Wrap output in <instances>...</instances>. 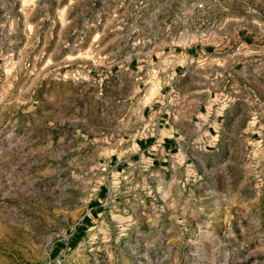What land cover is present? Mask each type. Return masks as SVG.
Here are the masks:
<instances>
[{
    "label": "rangeland",
    "instance_id": "rangeland-1",
    "mask_svg": "<svg viewBox=\"0 0 264 264\" xmlns=\"http://www.w3.org/2000/svg\"><path fill=\"white\" fill-rule=\"evenodd\" d=\"M192 43L242 141L170 185L124 159ZM0 264H264V0H0Z\"/></svg>",
    "mask_w": 264,
    "mask_h": 264
},
{
    "label": "crops",
    "instance_id": "crops-1",
    "mask_svg": "<svg viewBox=\"0 0 264 264\" xmlns=\"http://www.w3.org/2000/svg\"><path fill=\"white\" fill-rule=\"evenodd\" d=\"M213 54L214 49L192 43L178 51H160L155 59L150 56L148 63L158 65L151 72L168 69V82L161 94L151 97L149 92L143 93L148 102L138 110V120L146 134L130 141L132 151L124 159L126 164L135 158L139 164L152 166L161 177L167 174L170 185L183 184L194 170L201 176L207 174L209 166L203 159L218 158L220 154L227 157L234 151L229 145L241 143V130L236 129L240 115L235 109L241 99L202 79L207 70L213 71L214 78L217 76L214 66L219 59L211 58ZM186 76H191L189 84L181 85ZM247 102L251 104L250 99ZM245 140L256 146L250 138ZM222 172L227 173L225 169L215 171ZM201 182H207L205 176Z\"/></svg>",
    "mask_w": 264,
    "mask_h": 264
},
{
    "label": "trees",
    "instance_id": "trees-1",
    "mask_svg": "<svg viewBox=\"0 0 264 264\" xmlns=\"http://www.w3.org/2000/svg\"><path fill=\"white\" fill-rule=\"evenodd\" d=\"M76 234H78V233H76Z\"/></svg>",
    "mask_w": 264,
    "mask_h": 264
}]
</instances>
